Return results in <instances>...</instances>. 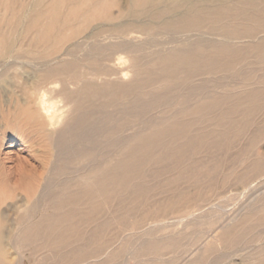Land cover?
Returning <instances> with one entry per match:
<instances>
[{"label":"bare ground","instance_id":"obj_1","mask_svg":"<svg viewBox=\"0 0 264 264\" xmlns=\"http://www.w3.org/2000/svg\"><path fill=\"white\" fill-rule=\"evenodd\" d=\"M24 1L26 2V0ZM11 4L13 5V3ZM40 4H43V9L38 8ZM16 6L15 17L12 16L14 17L13 22L9 24L7 30H3L4 27L0 28V57L7 54L8 61L12 59L15 61L17 57H23L25 60L24 62H2L5 60L2 59L0 62V80H5L11 88V95L6 96L5 100L0 99V126L7 129L11 135L9 139H6L5 135L0 137V152L4 148L18 146V151L28 150L35 155L38 165H28L27 160L19 159L14 167H9L0 153V204L4 202L5 197L10 199V196L11 199H15L16 203H7L18 208L13 224L15 228L11 229L9 234L5 229L11 223L6 227V217L3 215V212L6 213L5 208L0 213V264H10L11 260L4 249L6 239L15 241V243L17 241L25 242L27 245L33 240H46L53 237L59 238V240L62 238V241L63 238L70 237L83 238L84 231L82 233L75 232L73 226L77 222L81 224L89 222L93 218L92 212L98 206L97 199L99 197H102L103 204L106 203L105 205L108 206V199L114 191H127L128 189L136 191L138 188L128 182V179L137 172L120 170L122 167H135L143 160L181 157L179 151L176 153L175 147H171V143L178 144V147L184 150L187 149L188 143L196 142L213 134V132L196 134V137H188L189 140L186 139L187 141L184 142L181 140L183 136L180 135L182 131L171 129L166 134L170 136V139L168 141L161 139V142L158 143L162 147L161 152L157 150L154 142L145 138L141 131H136L131 139H124L120 136H118L120 138H114L116 130L113 128L115 117L112 106L118 102V93L128 95V92L133 88L137 90V94L131 100L123 99L122 105L124 110H130L129 115L138 118L145 111L156 106L161 108L170 106L168 100L160 93L153 92L151 89V91L144 90L153 83L176 82L175 86L182 91L185 89L190 95H198L203 92L205 82L195 83L194 77L207 74V72L219 71L223 73L222 77L231 78L236 72V66L241 64L240 62H248L246 53L250 50L253 51L257 61L264 62V19L260 21L264 18V0H30L28 3H20ZM3 14L6 13L3 12ZM10 14L12 15V13ZM24 14H30L26 22L22 17ZM5 20H9L8 17ZM239 20H249V22L247 21L248 25L240 24ZM6 21L4 25H6ZM92 21L93 23L96 21V24L91 27L90 22ZM89 25L90 31L82 36ZM131 32H173L176 34L182 32L189 39L192 35L198 36H195V40L177 45L178 47L173 48L174 50L156 51L147 57L139 53L141 44L134 42L136 39L133 41ZM29 33L33 34V37L29 36V40L26 41V36ZM176 34L175 37H177ZM208 34L218 35L221 40L214 39L215 36L214 40H211L209 37L207 38ZM80 36H82L81 40L78 39ZM172 36L174 37V34ZM229 39H237L244 43L238 46L231 43ZM62 43L68 44L64 51L61 49L63 51L61 54L53 58L54 60L60 55L74 57L76 52L79 53L85 49L84 46H88L87 52L83 54L85 62H79L76 58L62 60V62H49L47 60L50 58L46 60V57L49 56L48 53L33 56L30 53L31 50L29 51L30 47L42 45L49 47L50 51L55 53L59 52L57 48ZM45 50L47 49L45 48ZM35 60L41 62H28ZM112 60L128 62V66L125 68L130 67L132 70V76L128 81L115 82L112 75L121 73L123 69L119 67V71L114 70L115 66L108 63ZM136 62H153L154 65L162 63L164 68L159 72L154 71L152 63L149 64L150 66L141 64V67L135 68L138 64ZM155 62H160V64H155ZM21 65L27 68L24 70L20 68L22 72L25 71L26 76L25 73L21 74L18 71V66ZM34 65H39V69L32 75L30 71L35 70L29 71V68L31 69ZM170 67H177V70L173 68L176 70L173 71ZM170 86L174 87L173 84ZM236 88L234 86L230 89L225 88L226 90L222 92L235 91ZM182 94V97L186 98V93ZM211 96V93H206L202 97L209 99ZM122 97L124 98V96ZM253 98V92L245 97L247 100H253ZM214 99L200 100L201 102H197L195 109L189 110L190 113H192L191 110H194L195 115H203L204 107L212 109L221 101H231L229 96H221L219 99L214 97ZM229 104L231 106L222 114L233 113L238 110L235 108L243 106L242 102L238 100L233 103L229 102ZM249 109L254 110L253 107ZM127 121L137 124L135 122L137 119L126 120V125ZM169 122L171 126L179 124L178 120ZM220 122L223 123V121ZM159 133L164 134L161 128H157L152 134ZM202 144L204 146V143ZM116 145L117 147L118 145L122 146L124 153L122 159L115 162L111 156H113L112 151ZM31 159L35 160L33 156ZM17 197H22L23 204L18 202L20 204L18 205ZM134 198L132 197V199ZM123 199L124 197L118 201L122 202ZM260 199H264L263 196ZM99 201L102 202L101 199ZM40 202H45V205L53 210L62 211L64 209L65 211L55 215L49 214L52 215L50 217L33 218L36 208L41 205ZM262 202L264 204V200ZM8 204L7 207H10ZM17 208L15 209L17 210ZM85 210L86 213L83 212ZM250 214L255 218V224L260 225L264 218L263 207L261 210H251ZM96 216L98 215L96 214ZM6 219L8 220V218ZM78 228L76 226V230ZM79 229L82 230V228ZM231 231L232 229H227V232ZM215 239L219 241L217 238ZM259 240L261 242V239H258V242ZM18 242L17 244H19ZM251 245L253 247L254 243ZM59 250L58 253H61ZM233 250L235 249H232V253ZM260 250L263 253H261L260 260L264 261V246L260 247ZM84 251L81 254H86ZM217 254L215 253V255Z\"/></svg>","mask_w":264,"mask_h":264},{"label":"rangeland","instance_id":"obj_2","mask_svg":"<svg viewBox=\"0 0 264 264\" xmlns=\"http://www.w3.org/2000/svg\"><path fill=\"white\" fill-rule=\"evenodd\" d=\"M10 1L15 5L13 6ZM14 1L1 0L0 2V28L2 29L4 27L3 30H7L9 24L13 22L15 17V6H18L20 3H28L30 0H26V2L24 0L18 2L17 0ZM38 8L43 9V4L38 5ZM13 9L14 13L12 12ZM3 12L6 14H3ZM10 13H12V15ZM24 16L22 15L24 22H26L27 18L29 19L30 14H24ZM7 17L10 20H7L8 23L5 20ZM263 19L264 18L260 19V21ZM5 21L6 25H4ZM239 21L240 24L243 23L242 25L244 26L248 25L249 22V20H247L248 22L246 20ZM90 23L92 27L96 24V21ZM20 27L19 31L21 30ZM91 27L89 25L82 36L87 34ZM173 34L175 37L176 33L173 32H131V37L133 38V41L136 39L134 42L141 44L139 45L141 50L144 49L143 51L140 50L141 52L139 51V53L148 57L156 51L164 52V50H174L175 47L177 48L181 43L195 40V36H198L192 35L193 37L191 36L189 39L185 34L180 32L176 34L177 37L174 38L172 36ZM29 36L32 38L33 34L29 33L26 36V41L29 40ZM82 36L78 39L81 40ZM206 36L211 40L217 38H219L217 40H221L220 36L215 34H208ZM214 36L216 38H214ZM229 41L238 46L244 43V41H237V39H229ZM64 44L65 43L60 44L57 48V51L59 52L55 53H52L49 47L42 45H40V47L36 46L37 48L34 46L33 48L30 47L29 51L31 50L30 53L33 56H37L40 53H48L49 56L52 57V59L49 56L46 57V60L50 58L47 60L49 62H62V60H72L74 58L79 60V62L84 61L83 54L87 52L88 46H84L85 49H83V51L81 50L79 53L76 52L74 57L62 54L63 56L60 55L59 58L54 60L53 58L56 55L61 54L65 50L68 43L65 44V46ZM45 48L47 50H45ZM61 49L63 51H61ZM246 54L248 62H240L241 64L236 66V72H234V75H232L231 78L222 77L223 73L219 71L211 73L207 72V74L204 73L203 75L194 77L195 80L193 79V81L195 83L205 82V88L202 90L203 92L198 95H190L185 89L182 91L175 86L176 82L168 83L166 81L165 83L160 82L159 84L153 83L148 86V88H144V90H153V92L155 91L156 93L163 95L168 100L170 106L164 107L165 109L156 106L153 109L145 111V113L140 116L141 118H135L132 115H129L130 110H124V106L122 105L123 99L129 98V100H131V98L137 94V90L135 89V91L133 88L128 92V95L118 93V102L112 106V111L115 117L113 128L116 130L114 138L122 137L124 139H131V137H134L136 131H141L145 138L150 142H154L157 150L161 152L162 147L158 143L161 142V139H166L167 141L170 139V136L166 134L171 129L177 131L181 130L182 132L180 135L183 136L181 140L184 142L189 140L188 137L195 136L196 134L206 132H213V134L201 138V140H197L196 142L188 143L187 149H184L185 151L181 150L178 147V144L175 145V143H171V147H175V152L179 151L181 157L175 159L143 160L138 166L122 167L120 170H134L137 172V174L132 175L128 179V182H131V184H134L138 188L136 191H134L135 189L114 191L108 199V206L105 205L106 203L103 204V198L99 197L97 199L98 206L92 212V219L94 221L91 219L93 222L90 220L91 222L86 221L81 224L77 222V225L74 224L73 226L75 229L72 228L75 232L80 231L82 233L84 231L83 238H63V242L62 238L59 240V238L56 239V237H53L54 239L33 240V242L27 243V245H25V242L17 241L19 243L17 244L15 241L6 239L4 243V246L6 245V247L4 249L11 259L10 264H185V262H187V264H205V262L206 264H264V261L260 260L263 254L260 247L264 246V218L261 220L260 225L258 223L255 224L256 220L250 214L251 210H261L262 207L264 209V204L262 202L264 199H260L262 196L264 198V195H262L264 192V62L257 61L251 50ZM122 55H125V53H122ZM6 56L8 55L5 54L0 57V62L2 59H5L4 61L2 60V62H24L25 60L23 57H17V60L15 61L14 59H12L13 61H8L9 58H6ZM76 56L80 57L77 58ZM36 61L37 60L28 62ZM117 62V60L108 61L109 64L115 66V68L112 66L114 70L119 71V67L123 69L121 73H117V75L114 74L115 77L112 75L113 79L115 82L128 81L132 76V70H130V67H127V69L125 68L128 66V62L119 61V64ZM136 63L139 65L136 64L135 68L141 67V64L142 66H147V64L150 66V63L154 65L153 62ZM156 63L160 64V62H155V64ZM162 66V63L160 65H154V71L159 72L163 70L164 66ZM20 68H23L22 70H24V68L27 69L22 65L18 66L19 70H17L21 74L25 73V71L22 72ZM170 68L173 71L177 70V67ZM38 69L39 65H34L31 69L29 68V71L32 70L30 73L33 75ZM23 78L26 77L23 76ZM116 78H118L117 81ZM6 83L5 80H0V92L2 93H0V99L4 100L7 99L6 96L9 97L11 95L9 83ZM225 83L227 84L225 85ZM172 84L174 85L173 88L170 86ZM233 86L237 87L235 91L232 90L226 93L222 92L231 87L233 88ZM211 90L212 92H210ZM250 92H253L254 94L253 100L245 99ZM182 93H186V98L182 97ZM206 93H211V98L206 99L202 97ZM122 96H124V98ZM221 96H229L231 101L228 100V103L221 101L212 109L204 107L202 110L204 113L203 115H195L194 110H191L192 113H190L189 110L195 109L196 104L201 102L200 100H215L214 97L219 99ZM179 100L180 102H178ZM236 100L242 102L243 106L235 108L238 110L233 113L222 114L231 106L229 102L233 103ZM118 103H120V105H118ZM187 105L190 106L188 107ZM251 107H253L254 110L249 109ZM187 113L190 114L187 115ZM132 119H137V121H135L137 124L133 123V121H127L128 123L126 125V120ZM172 120H178L179 124L171 126L169 121ZM121 121L123 124H121ZM220 121H223V123ZM128 125L129 127L132 125V127H130L131 129ZM188 125L191 127L189 128ZM157 128H161L164 134L159 133L153 135L152 133ZM2 135H5L6 139H9L11 136L7 129L0 126V137H2ZM100 139L102 140V137ZM202 143H204V146H202ZM114 147L115 148H113L112 151L113 156L111 157L114 159L113 161L116 162L122 159L124 148L119 145L118 147L117 145ZM17 148L18 146H12L1 150V157L4 159L6 165L14 167L19 159L27 160L26 162L29 163L28 165H38V159L35 155L28 150L18 151ZM120 150L122 154L119 153ZM31 156H33L36 161L31 159ZM116 156L119 158L116 159ZM130 191H132L131 194ZM131 196L135 198L132 199ZM123 197V201L119 202V199H122ZM9 198L11 199L10 196ZM19 198H16L17 203L19 202L23 204L22 197ZM10 199L5 197L4 202L1 203L2 205L0 204V213H2L5 208L7 214H4L3 212V215L9 220L8 222L5 218L6 227L11 223L10 226L12 228L9 226L5 229L8 234L9 231L11 232V229L15 228V225L13 224L17 214L16 212L18 211L17 206H15V208H17L16 210L13 207L14 205H10L16 203L15 199H11L12 201ZM100 199L102 202L99 201ZM260 200H262V203ZM19 203L18 205H20ZM40 203L41 205L40 207H37L38 209L36 208L33 218L39 219L41 218L40 216L50 217L56 213L65 211L64 209L62 211L53 210L48 205H45V202ZM7 204L10 207H7ZM83 212L86 213V210ZM95 213L98 216H96ZM76 226L82 228V230L79 228L76 230ZM227 229H232V231L229 233L227 232ZM258 239H261V242L260 240L258 242ZM45 241H48L50 244L47 242L46 244ZM247 243L248 245H246ZM253 243L254 245L252 247L251 244ZM55 244H58L59 246H56ZM233 248L235 249L233 251H236L235 253L233 252L234 254L232 253ZM58 250L61 253H58ZM83 251L86 254H81ZM215 253L218 254L215 255ZM214 255L219 261H217L218 259L216 260ZM190 258H192V260H190Z\"/></svg>","mask_w":264,"mask_h":264}]
</instances>
